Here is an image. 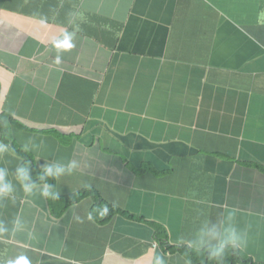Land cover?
I'll list each match as a JSON object with an SVG mask.
<instances>
[{"label":"crops","instance_id":"1","mask_svg":"<svg viewBox=\"0 0 264 264\" xmlns=\"http://www.w3.org/2000/svg\"><path fill=\"white\" fill-rule=\"evenodd\" d=\"M65 29L75 47L57 64ZM0 117V221L24 226L0 259L205 264L203 234L233 226L264 264V0H0ZM9 139L64 169L61 198L24 191ZM86 189L146 221L97 218L90 195L62 208Z\"/></svg>","mask_w":264,"mask_h":264},{"label":"clouds","instance_id":"2","mask_svg":"<svg viewBox=\"0 0 264 264\" xmlns=\"http://www.w3.org/2000/svg\"><path fill=\"white\" fill-rule=\"evenodd\" d=\"M47 22L46 18H41V23L45 24ZM73 24V20H69V25ZM75 37L76 31L72 30L69 31L68 29L63 30L59 35L53 36L50 41V47L54 49L57 53L54 62L59 64L60 63V54L66 53L75 47ZM5 123H7L5 121ZM7 144L4 142H0V153H3L7 150ZM19 171V177L21 182L28 179V175L25 172L24 168H21ZM43 171L46 176L49 177H58L63 171V168H55L49 167L47 165L44 166ZM24 191L31 192L34 185H23ZM53 187L51 191V198L56 200L59 198V193L54 190ZM11 191L9 184L3 182V174L0 173V199L6 196ZM43 196L48 197L50 195L49 186L45 185L43 189ZM101 216H104L108 213V207L105 205L102 209H97ZM91 220L93 217L91 213L88 214L87 217ZM79 219V218H77ZM12 228L9 229L5 226L3 221H0V236H5L8 234L9 236H14L17 232L23 230V223L19 219H14L12 221ZM209 235L212 239H215L217 243L215 245L209 244L208 246V255L213 258L217 259L222 257L225 253L226 246L233 250L242 249L247 246V236L246 233L242 231H238L236 227L229 226L224 228L222 232L216 231V226H213V230L210 233L203 234ZM203 235L201 236L200 243L201 245L205 244L206 241L203 239ZM189 247H191V242H189ZM0 264H31V261L27 255L24 253H20L14 257H7L4 259H0ZM150 264H166V261L162 255H158L154 253ZM190 264V261L187 262Z\"/></svg>","mask_w":264,"mask_h":264},{"label":"trees","instance_id":"3","mask_svg":"<svg viewBox=\"0 0 264 264\" xmlns=\"http://www.w3.org/2000/svg\"><path fill=\"white\" fill-rule=\"evenodd\" d=\"M8 126H9L8 122L5 123V120L2 117H0V130H1V135H2L4 140L6 138H8V135H9V133L6 130L8 128ZM9 140L11 141V146H10L11 151L22 158V164H21L20 169L24 168L25 172L28 175V179L24 180V181L26 183L32 184V185L40 184V183L46 184L47 186H49V192H50L49 196L51 198V191H52L53 187L55 186L53 177L46 176L44 172H41L37 168L34 167L32 155L26 148H24L21 145H18L12 139H9ZM88 195H90L94 199L93 212L97 218L103 217L105 219H108L115 214H121L128 219H132V220H136V221L137 220H141V221L145 220L142 217L132 215V214H130V213L118 208V207H115L114 205L110 204L109 202L105 201L104 199H101L100 196L92 189H86L83 192L80 191L78 193L71 195L70 198H67V200H65L62 208L64 209L68 205L75 203L79 199H81L85 196H88ZM59 198H61V197L59 196ZM105 205L108 207V213L104 216H101L99 214V211H97V209H102L103 206H105ZM147 223L152 227V229L154 230L155 235L158 239H161V238L166 236V230L161 224H159L157 222L156 223L151 222V221H148ZM179 249H181V248H179ZM181 252H182V254L189 256L190 253H188V252H191V251L188 250V252H186L185 249H181ZM236 263L254 264V263L249 262L246 255H244L240 249L233 250L231 248H228L227 246H226V250H225L224 255L222 257L217 258L216 260L211 258L209 255H207V260H206L205 264H236Z\"/></svg>","mask_w":264,"mask_h":264}]
</instances>
